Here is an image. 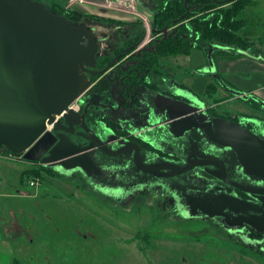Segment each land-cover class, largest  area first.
Wrapping results in <instances>:
<instances>
[{
	"label": "rangeland",
	"instance_id": "1",
	"mask_svg": "<svg viewBox=\"0 0 264 264\" xmlns=\"http://www.w3.org/2000/svg\"><path fill=\"white\" fill-rule=\"evenodd\" d=\"M40 1L48 7L54 3L67 7L72 3L70 7L76 5L88 13L123 21L139 18L142 27H148V32L151 29L152 15L146 0L141 7L135 0L127 4H108L106 0ZM240 17L246 20L242 35L251 40L250 49L257 52H249L253 56L248 57V64L253 69L241 71L249 61L245 57L232 59L225 53L213 55L212 51L207 55L206 50L198 47L188 54L165 59L176 72L181 70L177 81L183 80L210 98L211 103H217L220 93H208L209 85L214 83L210 73L222 61L225 70L233 65L241 67L224 74L239 91L264 95V0H251ZM255 63L260 66L254 67ZM217 108L222 113L253 112L237 98L218 104ZM30 165L22 156L11 158L0 152V252L20 264H248L260 256L226 238L218 227L221 224L217 226L205 215L186 218L143 202L128 206L129 200L120 207L108 199L94 197L90 188L85 190L74 180L62 177L31 185L27 174L21 177ZM54 169L66 175L73 172L64 167ZM120 170L112 167L107 173L110 180ZM77 172L82 176L81 170ZM242 229L238 226L235 232ZM144 235L148 237L142 238ZM146 242L151 243L149 247Z\"/></svg>",
	"mask_w": 264,
	"mask_h": 264
},
{
	"label": "water",
	"instance_id": "2",
	"mask_svg": "<svg viewBox=\"0 0 264 264\" xmlns=\"http://www.w3.org/2000/svg\"><path fill=\"white\" fill-rule=\"evenodd\" d=\"M125 1L129 3L130 0ZM168 30V27L163 29L165 37ZM145 36L134 46L141 44ZM96 51V38L88 28L73 24L65 15L53 12L42 1L0 0V143L27 161L54 168L64 167L69 171L81 170L94 178L88 171L87 163L82 160L85 149L59 153L56 144L59 136L53 130H65L58 127V117L63 118L66 126H73L69 120L74 113L73 102L92 86L96 76L108 71L119 59L115 58L104 68L95 70ZM236 93L248 97L246 93ZM158 96V99L168 101L164 124L170 127L172 133L178 128L182 132L195 129L209 148L227 155V158L204 159L198 164L189 161L184 166L168 163L148 167L146 171L157 176L173 177L170 182L178 183L180 188L171 187L170 193L179 191L181 206L189 216L203 213L207 217L218 218L220 224L229 230L251 226L264 233V135L233 120L208 116L201 107L188 106L186 102L174 101L162 94ZM261 104L264 106L263 101ZM138 117L144 120L146 114L144 118ZM145 121L136 129L146 130L149 124L148 119ZM51 125L53 130H50ZM101 142L105 144L102 150L108 154L107 158L137 149V164L128 168V172L120 171L127 183L133 181L128 177H136L143 169L139 165L142 163L139 147H135L138 144L131 142L132 146L115 150L109 147V140ZM93 147L96 146L88 149ZM228 162H233L250 184L228 181L225 172ZM198 165L211 167V175L218 179L219 174L215 170L223 167L224 176L220 177L255 197L257 202L252 198L241 199L234 195L235 192L231 193V188L210 184L212 181H208L207 185H198L193 183V179L188 178L187 183L180 177ZM140 183L144 184L145 179L141 178ZM139 185L129 187L128 183V192ZM240 217H246V220L239 222L235 219Z\"/></svg>",
	"mask_w": 264,
	"mask_h": 264
},
{
	"label": "flooded vegetation",
	"instance_id": "3",
	"mask_svg": "<svg viewBox=\"0 0 264 264\" xmlns=\"http://www.w3.org/2000/svg\"><path fill=\"white\" fill-rule=\"evenodd\" d=\"M143 2L145 0L136 1L139 7L143 6ZM147 2H149L148 8L152 15V21L150 22L151 29L148 32V27H138L140 31H144L141 38L146 35L144 40L141 44L139 43V45L134 46L139 41L126 45L128 39H121L119 46L115 43L117 40L112 38V35L108 37L102 36L100 39L102 47L98 50L99 54L110 55L112 57L107 64L115 58L119 57V59L108 71L94 78L92 86L80 98L78 108H73L74 113L69 116V120L73 126L63 124V118L60 117L58 118V123H60L58 127L65 128V130L57 132L53 129L51 130L59 136V139L56 141L59 153L77 148L85 149L82 160L87 163L88 171L94 178L88 177L86 173H82L81 176V173L77 172L78 170H74L68 176H73L72 179L78 185L82 184L86 190L90 188L91 194L94 197L108 199L120 207L127 200H129L128 206L133 202L138 204L145 201L151 207L158 206L160 209L168 212V214L171 212L174 215H182L188 218V213L181 206L183 203L180 201L179 191L175 190L172 194L170 193L171 187L180 188L178 183L170 182L173 177L169 178L166 175L157 176L152 174V172L146 171V169L168 163L184 166L191 161L194 164H198L202 160L204 161V159H226L227 155L209 148L208 144L202 140L200 134L195 129L182 132V129L178 128L172 133L170 127L164 124L169 109L167 105L168 101L161 98L158 99V95L162 94L174 101L180 100L181 102H186L189 104L188 106L201 107L202 111L208 116L214 115L221 118L224 117L220 114H227L220 112L217 105L237 98L245 103L253 112L251 114L230 113L228 115L231 118L227 119L240 123L260 135H264V106L261 104L262 101L264 102V95L261 97L254 91L246 93L248 97L245 98L241 94L236 93L239 91V87H236L232 81L227 80L224 74L240 68L233 66L225 70L221 65L223 61L220 64L216 63L210 73L212 81L216 86L208 88L209 90L216 88L215 93L219 91L221 101H218V104L215 102L211 103L210 98L202 96L183 80L177 81L176 77L180 76L181 70L176 72L177 70L174 69V66H170L168 60L162 58L163 61L158 66V69L147 63V55L156 49L160 38H166L163 32L164 28L161 29L152 25L155 21V13L158 11L162 0H149ZM90 25L92 24L90 23ZM99 27H102V30L100 29L99 32L105 31L103 25ZM154 29L161 31L158 33L153 31ZM173 32L169 29L167 37L173 35ZM192 35L189 34L188 37H192ZM156 40H158V43H156ZM131 47L133 48L130 49ZM251 50L254 51L253 49H238L235 53L242 54L244 57H251L253 56V54L249 53ZM224 52L228 55L232 54L231 52ZM254 52L257 53L256 51ZM105 66H95L94 69L100 70ZM241 71H244L243 68ZM262 71H264V68ZM106 74L108 76L104 77ZM103 79L104 83L108 86L106 88L104 86L97 87ZM262 90H264V87ZM145 114L149 126L146 127V130L141 128L136 129L145 124ZM138 116H142L144 120L138 119ZM101 140H109V147L115 150L122 149L124 146H132L131 142L138 144L135 147H139L138 151L142 159V163L139 165L143 169H141L136 177H128V179L133 180L128 182L130 184L129 187L140 184L137 189L128 192V183L120 172L116 173L117 175L113 181L110 180L112 177L107 174L110 170L112 171V167L118 168V171L119 169L125 170L122 172L125 173L128 168L131 169L133 165H136L135 154L137 153V149L126 151L127 153L114 158H107L108 154H105L104 150H102L105 144ZM100 144L101 149L99 148ZM93 145L96 147L88 149ZM106 161L107 163H105ZM35 163L41 164L39 162ZM210 168L206 165H198L192 170L181 174L180 177L187 183H189L188 178L193 179V183H197L198 185H207L209 184L208 181H212L210 184L231 188V193L232 191L233 193L235 192L234 195L241 199L252 198L249 194L228 183V181H231L240 184H250V181L236 169L233 162H228L227 167H225L228 181L220 177V175L224 176L223 167L215 170L219 174V179L211 175ZM141 178L145 179V183L142 185L140 183ZM111 188L115 192H110ZM252 199L254 202H257L255 197ZM202 215L204 214H199V216ZM212 219L217 226L220 225L218 218ZM235 219L239 222H244L246 217ZM218 227L226 235L225 237H230L236 245L247 246L248 249L259 253L261 257H254L253 261L250 262L251 264H264V233L258 232L251 226L242 227L243 229L239 230V232H235V230L231 231L225 227L222 228L221 225ZM253 231L261 236L255 238L252 236ZM137 239L136 243L138 244L139 241ZM146 244L149 247L151 243L146 242ZM222 260L224 261L225 259ZM231 260L234 261V258L232 257Z\"/></svg>",
	"mask_w": 264,
	"mask_h": 264
},
{
	"label": "trees",
	"instance_id": "4",
	"mask_svg": "<svg viewBox=\"0 0 264 264\" xmlns=\"http://www.w3.org/2000/svg\"><path fill=\"white\" fill-rule=\"evenodd\" d=\"M185 2L186 0H162L158 11L155 13L156 22L154 21L152 24L153 27L156 26L161 29L168 27L170 31H174L173 35L160 38L156 49L147 55V63L151 64L155 69H158V66L162 63V58L167 59L169 56L188 54L193 47L206 50L207 55L211 51L213 55H217L225 53L224 51L235 53L238 49L250 50L249 44L251 40L247 36L242 35L246 20L240 16L251 0H187V4ZM49 8L57 14L65 15L73 24L85 26L97 38L96 67H103L112 59L110 55H100L98 52L102 47L100 45L102 36L108 37L112 35V38L117 40L115 43L120 46L121 39H128L126 45L131 44V42H138L141 39L142 32H144L138 29V27L143 25V21L139 18L123 21L116 17H106L84 12L80 9L67 8L66 6L57 5V3L52 4ZM100 25L105 28L104 32H99L100 29L102 30V27H99ZM94 28L95 30H93ZM189 34H193L192 37H188ZM230 56L232 59L244 57L242 54H230ZM107 76L106 74L104 77ZM104 79L101 81V85L99 84L97 87L104 86L106 88L108 86L104 83ZM211 86L216 85L212 83L209 88ZM215 92L216 88L208 89L210 95ZM218 101H221V99L218 98L216 102ZM226 114L220 115L224 118H231L228 115L230 113L226 112ZM0 152L6 156L21 157L20 154L11 152L1 143ZM25 174L31 179L38 177L41 182L47 178L54 177L73 180V176H68L51 166L42 164L31 163L21 174V177H25ZM80 185L85 188L82 184ZM87 190L89 189L87 188ZM142 202L146 204L145 201ZM140 236L141 234H139L138 238ZM252 236L257 238L261 235L253 231ZM147 237V235H144L142 238L146 239Z\"/></svg>",
	"mask_w": 264,
	"mask_h": 264
},
{
	"label": "crops",
	"instance_id": "5",
	"mask_svg": "<svg viewBox=\"0 0 264 264\" xmlns=\"http://www.w3.org/2000/svg\"><path fill=\"white\" fill-rule=\"evenodd\" d=\"M73 1H75V0H70L69 2H73ZM116 1V2H115ZM115 1H112V0H106V3H111V4H113V3H122V2H124L125 4H127L128 2H126L125 0H115ZM131 1H133L134 2V0H130L129 2H131ZM135 1H137V0H135ZM146 1H149V0H146ZM75 3V2H74ZM70 5H72V3L70 4L69 3V6H67V8H72V9H80V10H83V9H81V8H79V7H75V6H71L70 7ZM74 5V4H73ZM84 12H86L85 10H83ZM246 58L249 60V61H247V63L245 64H243L244 65V67L242 66V68H247V67H250V68H252V66H249V64H248V62H251L250 61V59L246 56ZM253 64V63H252ZM234 66V65H233ZM260 66V64H258V63H255V66L254 67H259ZM238 68H241V67H238ZM241 68V69H242ZM247 69H249V68H247ZM7 233H9L8 231H7ZM7 256V257H6ZM0 264H20L19 263V261L18 260H16L15 258H10V257H8V255H6L5 253H3V252H0Z\"/></svg>",
	"mask_w": 264,
	"mask_h": 264
},
{
	"label": "built area",
	"instance_id": "6",
	"mask_svg": "<svg viewBox=\"0 0 264 264\" xmlns=\"http://www.w3.org/2000/svg\"><path fill=\"white\" fill-rule=\"evenodd\" d=\"M80 98H82V96H80L78 99H76V100L73 102V104L71 105L72 108H74V109L78 108V103H79ZM9 157L13 158L14 156H11V155H10ZM16 158H17V157H16ZM19 158H21V157H19ZM39 181H40V179H39L38 177H35L34 179L32 178V179L30 180V183H31V185H36Z\"/></svg>",
	"mask_w": 264,
	"mask_h": 264
},
{
	"label": "bare ground",
	"instance_id": "7",
	"mask_svg": "<svg viewBox=\"0 0 264 264\" xmlns=\"http://www.w3.org/2000/svg\"><path fill=\"white\" fill-rule=\"evenodd\" d=\"M58 118H60V117H58ZM57 120H58V119H57ZM50 128L52 129V128H53V126L51 125V126H50Z\"/></svg>",
	"mask_w": 264,
	"mask_h": 264
}]
</instances>
